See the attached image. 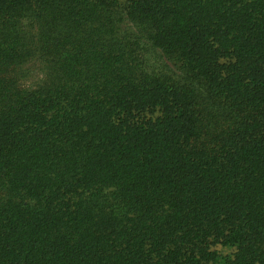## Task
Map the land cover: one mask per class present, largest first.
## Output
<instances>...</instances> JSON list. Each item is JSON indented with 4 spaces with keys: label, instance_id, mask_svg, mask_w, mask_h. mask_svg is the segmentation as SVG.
I'll use <instances>...</instances> for the list:
<instances>
[{
    "label": "trees",
    "instance_id": "1",
    "mask_svg": "<svg viewBox=\"0 0 264 264\" xmlns=\"http://www.w3.org/2000/svg\"><path fill=\"white\" fill-rule=\"evenodd\" d=\"M0 264H264V0H0Z\"/></svg>",
    "mask_w": 264,
    "mask_h": 264
}]
</instances>
